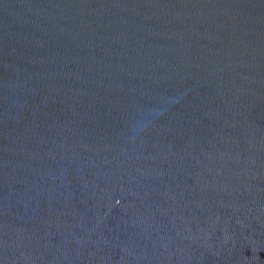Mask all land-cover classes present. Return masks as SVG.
Here are the masks:
<instances>
[{
  "label": "water",
  "instance_id": "obj_1",
  "mask_svg": "<svg viewBox=\"0 0 264 264\" xmlns=\"http://www.w3.org/2000/svg\"><path fill=\"white\" fill-rule=\"evenodd\" d=\"M0 264H264V0H0Z\"/></svg>",
  "mask_w": 264,
  "mask_h": 264
}]
</instances>
